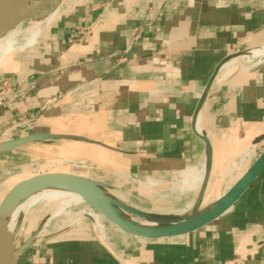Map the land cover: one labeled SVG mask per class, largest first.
I'll return each instance as SVG.
<instances>
[{"label":"crops","instance_id":"crops-1","mask_svg":"<svg viewBox=\"0 0 264 264\" xmlns=\"http://www.w3.org/2000/svg\"><path fill=\"white\" fill-rule=\"evenodd\" d=\"M48 1L34 6L30 25L0 35V75L11 77L0 83V128L25 117L26 135L75 136L29 143L31 153L40 145L48 158L83 159L133 180L172 176L184 182L180 189L196 183L185 202L178 186L165 192L175 203L164 213H174L195 204L208 159L203 207L264 150V60L222 71L233 55L264 45V0H71L60 14V4ZM189 172L199 178L179 180ZM181 202L187 205L174 210ZM130 236L117 246L87 227L59 229L20 261L264 264V169L204 227L160 239Z\"/></svg>","mask_w":264,"mask_h":264},{"label":"water","instance_id":"water-1","mask_svg":"<svg viewBox=\"0 0 264 264\" xmlns=\"http://www.w3.org/2000/svg\"><path fill=\"white\" fill-rule=\"evenodd\" d=\"M59 1L61 0H49L47 5ZM34 3L35 0H0V35L31 18L35 14ZM219 68L212 75L211 81ZM208 89L209 85L200 98L195 112V120L208 94ZM198 135L206 141L207 147L210 148V141L205 133L199 131ZM66 137L73 138L75 136L29 134L0 140V153L11 152L33 142ZM263 169L264 150L221 197L201 207L209 174L208 159V168L198 199L188 211L179 214L158 213L139 208L109 193L106 188L110 185L81 174L50 171L32 175L15 183L0 200V264H21L22 252L37 240L33 235L20 246H16L14 236L9 233L5 224L6 218L13 213L19 202L35 192L53 188L79 194L94 210L128 234L146 239H160L196 231L225 214L234 207ZM85 217L93 221L90 216Z\"/></svg>","mask_w":264,"mask_h":264},{"label":"rangeland","instance_id":"rangeland-1","mask_svg":"<svg viewBox=\"0 0 264 264\" xmlns=\"http://www.w3.org/2000/svg\"><path fill=\"white\" fill-rule=\"evenodd\" d=\"M69 1L71 0H61L58 2L60 4L59 14L62 10L69 7ZM30 23L31 18L25 20L19 25L26 27L30 25ZM46 26L47 24L43 25L42 32ZM26 48L27 47L23 49ZM251 62L252 64L255 63L252 60L239 58L234 63L227 65L230 67L225 66L222 71L225 74L230 69L234 72L237 71L241 65H248ZM10 78L11 77L0 75V83L2 84L4 81H9ZM25 120V117H20L11 124L0 128V140L13 139L29 133L27 127L29 123ZM30 149H32V145L28 144L11 152L0 153V200L18 181L35 174L50 171L72 172L93 177L100 181L110 179L113 186L106 188L109 193L139 208L158 213H164L165 210H170L171 206L174 205L175 202L172 200L174 198L167 196L165 193L174 188V186L179 187L178 190L175 191L182 196L180 201H186L183 200L184 195H187L186 193L189 194L191 191L194 193V190L189 189V187L180 189L184 182L177 183L178 181L176 182L173 180L172 176L162 178V181L159 183L150 185L147 183L146 179L141 181L133 180L128 176L121 175V173L103 169L102 167L91 164L83 159H75L71 157L48 158L46 157V150L41 149L40 145L35 146L34 153H31ZM68 160L70 162H68ZM73 164H85V167H73ZM190 173L191 172L188 174L184 173L179 180L184 181L186 178L187 180L190 179L193 176V173ZM157 195L162 197H157ZM183 202H181L179 206L187 205ZM201 207H203V205ZM180 208L182 207H177L174 210ZM28 209V212L26 209L25 211H21L18 215V226L14 235V243L16 246H20L23 241L26 242L33 235L35 236V239L45 236L46 233H44V230L48 225L51 226L48 228L49 233L64 228L76 231V229H80V227H87V230L96 231L100 236L103 235L99 226L87 217L84 216L83 218L80 209L73 203L62 204L60 201L49 202L40 196ZM95 216L100 217L99 214H96Z\"/></svg>","mask_w":264,"mask_h":264},{"label":"bare ground","instance_id":"bare-ground-1","mask_svg":"<svg viewBox=\"0 0 264 264\" xmlns=\"http://www.w3.org/2000/svg\"><path fill=\"white\" fill-rule=\"evenodd\" d=\"M45 1L46 0H36L35 3H34V6L41 5ZM49 21H47L46 24ZM23 47L14 49V50L10 51L9 53L14 52L15 50H18V49H22ZM239 58H245L247 60H252L255 63L259 62V61H262V60H264V46L249 50L246 53H240L238 55L232 56L230 59H228L227 61H225L223 63L222 67H224L225 65H230V64L234 63ZM222 67H221V69H222ZM227 67H230V66H227ZM231 72H233V71L230 69V70L227 71L226 74L228 75ZM198 130L200 132L202 131L200 128H198ZM68 162H70V161L68 160ZM81 166L85 167V164H82V165L73 164V167H81ZM199 174H200V178H201L202 172L199 173ZM198 176L199 175L193 176L194 180L198 179L199 178ZM147 183L150 184V185H155V184L159 183V181H157L153 177H150L147 180ZM187 184L189 186H191L193 188V190H194V193H196V190H197L196 183L190 181ZM188 185H187V187H188ZM40 196H42L44 199L48 200L49 202L60 201V203H62V204H66V203L75 204V206L80 209V212L83 215V218H84V216L88 215V216H90L93 219V222H95L99 226L102 234L104 235V237L106 239L110 240L113 244H115L117 246L118 245L122 246V244H126L127 245L129 243V241L131 239L130 234H128L127 232L122 230L120 227H118V226L114 225L113 223L109 222L103 215H101L99 212L94 210L90 205H88V203H86V201L79 194H76V193H73V192L64 191V190H59V189H53V188L45 189V190H42V191H39V192H35L32 195H30L29 197H27V198H25V199H23L22 201L19 202V204L17 205V207L15 208L13 213L8 218H6V220H5V224H6L10 234H12L13 236L15 235V231H16L17 226H18V215L21 213V211H25L27 209V212H28L29 211L28 208H30L32 203L36 199H38ZM121 200H123V199H121ZM189 207L190 206L188 204L186 206L187 209L185 208L184 210H182V212L171 213L169 211L167 213H171V214L183 213V212L188 211ZM96 214H99L100 217L99 216H95ZM56 215H57V213H56ZM50 227L51 226L48 225L46 227V229L44 230V233H46V234L49 233L48 232V228H50ZM23 243H24V241L22 242V244Z\"/></svg>","mask_w":264,"mask_h":264},{"label":"built area","instance_id":"built-area-1","mask_svg":"<svg viewBox=\"0 0 264 264\" xmlns=\"http://www.w3.org/2000/svg\"><path fill=\"white\" fill-rule=\"evenodd\" d=\"M8 84H9V81H4V82H2V85H1V86H6V85H8ZM1 89H2V87H1ZM1 89H0V90H1ZM0 102H1V100H0ZM247 156H251V152H250V151H248V152L246 153L245 158H246Z\"/></svg>","mask_w":264,"mask_h":264}]
</instances>
